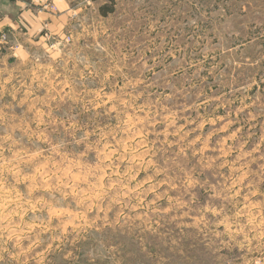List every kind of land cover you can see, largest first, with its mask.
Instances as JSON below:
<instances>
[{
    "label": "rangeland",
    "instance_id": "374dc122",
    "mask_svg": "<svg viewBox=\"0 0 264 264\" xmlns=\"http://www.w3.org/2000/svg\"><path fill=\"white\" fill-rule=\"evenodd\" d=\"M46 1L0 41V264H264V0Z\"/></svg>",
    "mask_w": 264,
    "mask_h": 264
},
{
    "label": "crops",
    "instance_id": "0c3cea01",
    "mask_svg": "<svg viewBox=\"0 0 264 264\" xmlns=\"http://www.w3.org/2000/svg\"><path fill=\"white\" fill-rule=\"evenodd\" d=\"M29 0H0V33L8 32L11 37L14 35L20 40L21 47L15 50L16 55L13 58L27 61L25 57V49L22 48L25 41L41 42L42 37L39 36L43 26H47L51 30H56L61 24V17L56 15L42 14L37 11ZM0 51V62L3 61L5 53Z\"/></svg>",
    "mask_w": 264,
    "mask_h": 264
},
{
    "label": "built area",
    "instance_id": "2783aa9c",
    "mask_svg": "<svg viewBox=\"0 0 264 264\" xmlns=\"http://www.w3.org/2000/svg\"><path fill=\"white\" fill-rule=\"evenodd\" d=\"M32 4L37 7V10L44 11L48 10L51 12L56 11V6L54 3H48L46 0H30ZM6 34L5 33H0V41L5 40Z\"/></svg>",
    "mask_w": 264,
    "mask_h": 264
},
{
    "label": "trees",
    "instance_id": "16d2710c",
    "mask_svg": "<svg viewBox=\"0 0 264 264\" xmlns=\"http://www.w3.org/2000/svg\"><path fill=\"white\" fill-rule=\"evenodd\" d=\"M106 13H107L106 11H102V15H106Z\"/></svg>",
    "mask_w": 264,
    "mask_h": 264
}]
</instances>
